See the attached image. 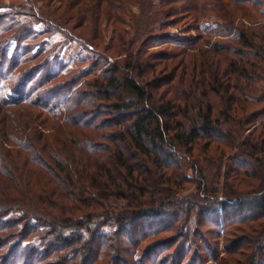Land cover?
<instances>
[{
	"label": "trees",
	"instance_id": "trees-1",
	"mask_svg": "<svg viewBox=\"0 0 264 264\" xmlns=\"http://www.w3.org/2000/svg\"><path fill=\"white\" fill-rule=\"evenodd\" d=\"M128 1L138 5L140 13L127 16L131 30L119 35L125 39L118 42L116 49L120 52L115 50V54L124 60L111 64L94 81L82 84L87 91L76 88V76L63 80L65 68L63 62L57 61L58 54H51L32 68L18 70L27 58L32 61L38 57L30 55L23 43L34 35L33 25L42 23L43 18H34L33 24L18 23L17 34L11 36L18 43L13 49L7 39L0 40V173L4 177L0 183V251L7 255L4 263L21 264L23 258L35 259L38 252H29L27 242L31 247H46L54 241L62 248L72 249V253L74 245H84L85 238L69 234L70 229L74 232V226L80 225L61 211L72 214L74 208L66 209L61 202L72 203L75 197L80 200L85 196L93 203L91 206L97 201L111 204L110 198L125 200L126 207L110 206L118 212L100 216L106 220L102 225L114 222L118 227L122 225V231L131 229L142 239L173 227L179 217L185 227L188 223L193 226L194 235L198 229L208 227L206 216L212 226L225 231L240 223L256 222L254 229L249 230L253 235L240 245L248 243L253 247L249 264H264V108L249 113L245 106L264 102V0H225L221 6L203 4L201 0L103 3L107 9L117 5L121 9V2ZM182 3L185 5L179 7ZM206 11L215 12L219 24L204 22ZM4 14L0 21H9L12 12ZM184 16L190 17L197 27L196 36L188 38L181 30L178 35L172 34ZM210 36L224 40L206 42L204 38ZM207 46L209 58L230 55L234 59L228 67L222 66L221 59L217 61L218 70L212 62H207L211 64L207 68L202 61L200 65L205 70L200 72L203 79L198 83L173 73L176 67L186 71L195 53L205 58L207 52L202 47ZM159 67L164 76H158ZM11 80L15 82L10 83ZM28 83L36 89V102L28 95L11 97L24 95ZM177 86L188 87L166 96ZM162 89L166 90L158 96ZM258 92L260 96H256ZM69 94L71 98L67 99ZM216 97L225 100L223 106L213 102ZM62 99L65 102L61 103ZM47 100L58 105L43 104ZM23 106L38 108L49 117L64 115V123L81 126L90 135L86 133L89 137L75 145L74 135L64 134L63 141L51 138L46 135V122L51 125L49 118L34 122L31 134L21 130V135L14 121L15 133H10L5 125L11 119L3 114ZM101 117L105 120L99 121ZM74 118L77 124H71ZM11 134L25 137L28 143L19 142ZM233 150L236 154L230 156L228 152ZM187 163L194 170L193 177L187 174ZM36 167L42 168L46 180H38ZM242 175L249 182L241 179ZM250 182L248 192L245 189ZM51 184L57 188H50ZM188 184L195 185L196 191L183 196L185 202L175 207L176 219L174 214L166 219L167 209L155 208L140 199V195L145 198L147 190L156 186L161 194L160 204H166L172 197L163 193ZM36 188L42 191L41 195ZM194 214L196 223L191 219ZM165 219L169 227L164 225ZM41 223L49 227L48 231H41ZM91 223L83 226L90 233L85 240L94 244L98 241V248L103 244L101 238H109L99 231L98 220ZM30 236L34 238L27 241ZM195 255L198 258V252Z\"/></svg>",
	"mask_w": 264,
	"mask_h": 264
},
{
	"label": "rangeland",
	"instance_id": "rangeland-1",
	"mask_svg": "<svg viewBox=\"0 0 264 264\" xmlns=\"http://www.w3.org/2000/svg\"><path fill=\"white\" fill-rule=\"evenodd\" d=\"M153 1L158 2L157 0ZM201 1L203 4L215 3L220 6L222 1L225 2V0ZM103 2H105V0H100L99 2H97V0H0V15L2 14V17H4V13L12 12V17L9 21H0V40L3 38L7 39L9 43H11L10 45L13 49L18 43L13 39L14 37L12 38L11 36L17 34L16 32L19 28L17 26L18 23L21 21H24V23H31L34 18H43L42 23H36L35 26L33 25L36 33L34 32V35L23 43V46L28 47L30 55L38 57L32 61L27 58V63L24 67H21L18 70L20 71L22 68H32V66H36L51 54H58L56 57L58 58L57 61L59 63L63 62L62 65L63 68H65L62 76L63 80H67V78H70L71 76H76L78 80H76L78 83L76 88L84 87L87 91L88 89H86L85 85L82 86V84L94 81L97 76L100 73H103L111 64L123 62L124 57L116 56L115 54V50L117 53L120 52L119 48L116 49L118 42L125 39L120 38L119 35L123 30L124 32L128 29L131 30L127 16L130 13H134V15L140 13L138 5L130 1H128V3L121 2V4H123L121 9H119V5L115 6L113 9H107ZM183 5H185V3L179 4V7ZM215 15L216 13L213 11L204 12V22H211L212 25L215 23L219 24ZM120 20L124 23L120 22ZM178 23L179 24L175 26L177 29H173L172 34L178 35L180 30L181 32H185L182 34L183 36H188V38L190 35L196 36L198 34V31L196 30L197 27L194 25L193 21H191L190 17L184 16ZM215 32L216 31L213 30L212 34ZM126 38L128 39L129 37L127 36ZM86 40L90 41L87 42ZM204 40L215 44L217 40L222 41L224 38L210 36L205 37ZM172 46V48L175 49V45L173 44ZM107 47L112 48L110 50ZM202 49L203 52H207L205 58L202 57L203 55L201 53H195L193 58L189 60L190 62L188 61L189 66L186 71L182 72L181 69H178L179 67H176L178 71L176 72L175 69L173 73H178L177 76L181 74L184 80H192L195 83H198L203 79L200 72L205 70V68H202L200 65L202 64V61L203 63L206 62L207 68L211 65L207 62H212L214 67L218 70L219 63L217 61L221 59L222 66L228 67L230 61L234 59L230 55L217 58L213 57L214 55H211V58H209V46L202 47ZM99 55H102V59L99 58ZM43 63L47 62L44 60ZM56 69H59V67ZM162 70L163 68L161 67L157 68L159 77L164 76L161 72ZM14 82V80H11L10 83ZM262 86L264 87V83ZM187 87L188 86H177L176 88H171V91H169L166 96H174L179 90L185 91ZM35 90L36 89H33V86L28 83L24 95L17 93L15 95L12 94L11 97L14 96L17 99L18 97L28 95L31 97V100L36 102L37 94ZM165 90L166 89H162L158 96L163 95ZM201 90L200 85L199 91ZM256 96H260V92H258ZM70 98L71 94L67 96V99ZM222 99L223 98L216 97L213 99V102L217 105L223 106L225 100ZM62 102H65L64 99H62L61 103ZM43 104H46L49 107L58 105L48 100ZM245 106L247 112L251 113L256 109L264 108V102L258 103V105L255 104V102H250ZM44 109L45 108L43 107V110ZM9 112L12 115H10ZM9 112H5L3 115H7L11 119V121L9 120V123L5 125L10 133L14 132V121L15 124L20 127V132L18 134L21 135V130H24V132L26 131L27 134H31L32 124L34 122L44 121L46 118H49L51 125L46 122L47 129H49L46 135H49L51 138L63 141L64 134L70 136L74 135L75 145L77 141L84 137H89L90 135V133L80 128L81 126L77 127L64 123V119H62L64 115L55 118L49 117L38 108L30 106L13 108ZM103 118L104 117L98 118V120H105ZM71 122V124H77L75 118ZM86 133L89 135H86ZM11 135L18 139L19 142H27L25 137ZM11 144L13 145L14 143L11 142ZM203 144L205 145L206 142H203ZM228 153L231 154L230 156H235L236 154L235 150ZM186 160H188V157H186ZM17 163L20 164L21 161L17 159ZM187 166L190 167V164L187 163ZM191 168L192 167L188 169L187 174H189L190 177H193L194 170ZM41 169L42 168L36 170L38 173L37 178L38 180H46V175L42 173ZM165 178L169 180V177L166 176ZM3 179L4 177L0 173V183H3ZM241 179H246V182H249V179L246 178L245 175H242ZM172 180L175 181L174 179ZM221 183L223 184L222 178ZM221 183L219 185L220 191L223 188ZM250 184L251 182L246 184L247 187L245 190H248V192ZM52 186L57 188L54 184L49 185L50 188H52ZM164 188L166 187H163L162 189ZM184 188H186V191ZM10 190L16 191L13 187H10ZM35 191L41 195L42 191H39L38 188H36ZM147 191L145 198L140 195V199L143 203L155 208L161 207L167 209L168 212L166 219H171V214H174L176 219L177 216L174 212H176L175 209L177 208L175 207L178 206L179 203L185 202L183 196L186 197L194 193L196 191V186L188 184L182 187L179 186L178 188L173 187V192H167V194L166 192L163 193V196L168 195V197H172L173 199L171 198L169 202L162 205L159 200L161 194L159 193L160 191L158 187L152 186V188ZM139 192L141 191H138V193ZM86 198L87 197L83 196L78 200L75 197L72 203H69L67 200L61 202L66 205V209L74 208L72 214L65 210L57 209L61 210L65 216H73L72 220L74 224L80 225V227L74 226V232H71L72 229H70L69 234L71 233L72 236H80L86 239L90 233H86L85 230L88 229L83 226H87L88 223L90 225L91 222L93 223L98 220L100 222L99 231L102 235L106 233V239H109L104 240L101 238L103 244L98 248H96L98 241H95L96 244H94L90 241L87 242V240L84 239V245L76 244L73 246V253L71 252L72 249H66L65 247L62 248L56 245V242L54 241H50L49 244L52 245L46 247H31L30 243L27 242V246L30 247L29 252H31L32 249L36 250L35 252H38L35 259L32 257L31 259H26L27 261H32L30 264H249L248 255L252 252L253 247L248 243L241 246L242 244L240 245V242H244L245 238L253 235H251L249 230L254 229L256 222L240 223L225 231V228L220 230L212 226L206 216L204 222L208 224V227L201 231L198 229V233L194 235L192 234L193 226L188 223L187 227H185L186 224H184L183 221L181 222L182 218H177L176 222H173L174 226L170 228H168L170 223L165 219L166 221H164L167 223H164V225L166 224L168 229H165L148 239H142L132 232L131 229L122 231V225L118 227L114 222L108 225H102L106 220L100 216L109 212H118V209L111 208L110 206L126 207L127 202L125 200L110 198L108 200L112 201L111 204L106 205L107 203L105 202L97 201V205L91 206L90 204L93 203H89V200ZM108 208H111V210ZM195 216L196 215L194 214L191 218L193 223H196ZM200 218L202 220L204 217ZM40 226L41 231L44 229L45 231H48L49 229V227L43 226V223H41ZM191 228L192 230H190ZM33 238L34 237L30 236L27 241ZM23 246H25V244H23ZM86 246H91V249L88 250ZM197 252L199 255L198 258H195L194 256H196L195 254H197ZM39 253L41 254V257H39ZM5 257H7L6 253L0 251V264H5L3 260ZM26 260L23 258L21 264L27 263ZM116 261H118V263ZM11 264H14V262H11Z\"/></svg>",
	"mask_w": 264,
	"mask_h": 264
}]
</instances>
